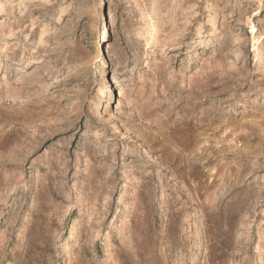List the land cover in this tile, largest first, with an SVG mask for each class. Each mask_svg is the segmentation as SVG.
Returning <instances> with one entry per match:
<instances>
[{"label":"rangeland","instance_id":"374dc122","mask_svg":"<svg viewBox=\"0 0 264 264\" xmlns=\"http://www.w3.org/2000/svg\"><path fill=\"white\" fill-rule=\"evenodd\" d=\"M258 45L264 0H0V264H264Z\"/></svg>","mask_w":264,"mask_h":264},{"label":"bare ground","instance_id":"6f19581e","mask_svg":"<svg viewBox=\"0 0 264 264\" xmlns=\"http://www.w3.org/2000/svg\"><path fill=\"white\" fill-rule=\"evenodd\" d=\"M260 10H261V7H257L256 9H254V11H255L256 14H258L257 11H260ZM249 28H251L252 31H255V30L258 29V26H257V24L255 22H253ZM255 37H256L255 38V42H259V40L262 38L260 36V34L255 35ZM263 46L264 45H258V47L256 48V51H255L256 52V55L261 54L260 52L262 51Z\"/></svg>","mask_w":264,"mask_h":264}]
</instances>
